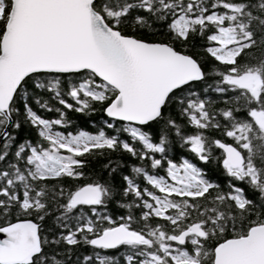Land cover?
Listing matches in <instances>:
<instances>
[{"label":"snow or ice","instance_id":"6c2138e0","mask_svg":"<svg viewBox=\"0 0 264 264\" xmlns=\"http://www.w3.org/2000/svg\"><path fill=\"white\" fill-rule=\"evenodd\" d=\"M0 264H264V0H0Z\"/></svg>","mask_w":264,"mask_h":264},{"label":"water","instance_id":"95a60500","mask_svg":"<svg viewBox=\"0 0 264 264\" xmlns=\"http://www.w3.org/2000/svg\"><path fill=\"white\" fill-rule=\"evenodd\" d=\"M0 238H2V237H0Z\"/></svg>","mask_w":264,"mask_h":264}]
</instances>
